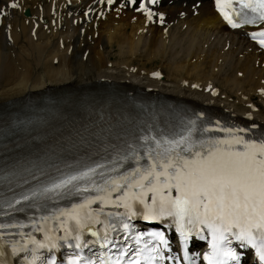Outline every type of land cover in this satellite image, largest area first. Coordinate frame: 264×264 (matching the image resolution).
Returning <instances> with one entry per match:
<instances>
[{
    "label": "bare ground",
    "instance_id": "1",
    "mask_svg": "<svg viewBox=\"0 0 264 264\" xmlns=\"http://www.w3.org/2000/svg\"><path fill=\"white\" fill-rule=\"evenodd\" d=\"M8 1L1 0L0 6ZM68 1L19 0L18 7H7L0 26V108L49 91L59 93L61 103H77L83 89L112 85L142 91L152 86L153 92L165 98L236 114L249 112L264 122V106L252 109L250 103L257 95L264 105V94L257 91L264 88V51L255 48L244 30L228 29L213 10L211 0H201L192 8V0H186L185 5L183 0L161 5L167 14L163 26L155 21L145 23L140 13L129 8L116 17V11H109L101 18L96 14L102 9L97 0ZM27 7L28 15L23 13ZM86 7L92 8L90 19L72 23L73 18H83ZM195 8L197 12L193 13ZM181 9H185L183 16L179 14ZM6 27L10 28V39ZM155 46H166L173 52L179 49L176 56L170 53L179 60L173 58L175 61L166 65L163 78L149 75L153 68H148V63L154 61L151 50ZM85 51L89 65L94 64L96 70L82 72ZM203 53L204 62L193 61H200ZM111 54L122 58L109 60L106 56ZM137 54L140 61L133 63L131 57ZM192 54L193 60L185 59ZM208 63H216L219 68L209 70ZM188 68L194 73L189 74ZM193 82L202 88L191 87ZM208 84L219 87L218 95L204 90ZM56 105H47L44 120L36 119L22 130L45 125L57 113Z\"/></svg>",
    "mask_w": 264,
    "mask_h": 264
},
{
    "label": "snow or ice",
    "instance_id": "2",
    "mask_svg": "<svg viewBox=\"0 0 264 264\" xmlns=\"http://www.w3.org/2000/svg\"><path fill=\"white\" fill-rule=\"evenodd\" d=\"M260 8L264 11V3ZM220 143L242 144L243 148L217 147L203 153L197 151L191 158L169 157L167 163L160 162L162 171H156L157 164L153 163L141 174L137 186L144 180L158 183L160 177H165L167 186L177 188L180 195L175 199H162L160 211L189 216L206 224L218 242L224 241L226 234L249 244L258 237L260 244L253 246L259 248L260 259L264 260V142H244L236 138ZM213 247L215 249L216 244ZM224 255L239 264V256L233 250L225 251Z\"/></svg>",
    "mask_w": 264,
    "mask_h": 264
},
{
    "label": "rangeland",
    "instance_id": "3",
    "mask_svg": "<svg viewBox=\"0 0 264 264\" xmlns=\"http://www.w3.org/2000/svg\"><path fill=\"white\" fill-rule=\"evenodd\" d=\"M1 1V0H0ZM168 2V0H164V3H167ZM182 11L183 10H181L180 12L182 13ZM180 13V14H181ZM182 15V14H181ZM163 47V48H162ZM175 47V46H174ZM179 47V45H177V47L176 48H178ZM159 48V49H158ZM162 48V49H161ZM168 50V51H167ZM163 51V52H162ZM178 51H179V49H177L176 50V52H173V51H171V49L170 48H168V47H166V46H155L152 50H151V52H152V54H153V56H154V61L153 62H149L148 63V68H153V70L154 69H160L162 72L164 71V73H166L167 72V70H166V65H168V63L169 62H172V61H175V60H179L178 58H176V57H174V56H171L172 55V53L176 56L177 55V53H178ZM140 54H141V52H139ZM170 53H171V55H170ZM78 55H80V54H78ZM137 56V57H136ZM80 57H81V55H80ZM109 60L110 59H113L114 61H118V60H120L122 57L121 56H119V55H115V54H111V55H107L106 56ZM170 59H169V58ZM206 57V54L205 53H203V56H202V58H201V60L199 61V59L198 58H195L194 59V57H193V54H192V56L190 57V58H185L186 60L187 59H190V60H193V61H195V62H204V58ZM131 58H133V63H137V62H139L140 61V55L139 54H137V55H133ZM172 58V59H171ZM173 58L175 59V60H173ZM184 59V58H183ZM83 60L85 61V63H84V61H83V63H82V72H91V71H94V70H96V67L95 68H92L93 67V65H89V63H90V58H89V56L88 55H86V59L83 57ZM87 61V62H86ZM157 65V66H156ZM164 65V66H163ZM161 66V67H160ZM206 67H207V69H209V70H211V69H213V68H219L217 65H216V63H215V65H211V64H207L206 65ZM164 68V69H163ZM177 68H180V67H177ZM85 69V70H84ZM91 69V70H90ZM188 69H190V68H188ZM191 73H194V71L192 70V69H190V72H189V74H191ZM185 75H187V74H185ZM222 79H219V81H221ZM255 101H257L259 104H261V102L260 101H258V99L255 97ZM238 102V101H237Z\"/></svg>",
    "mask_w": 264,
    "mask_h": 264
}]
</instances>
